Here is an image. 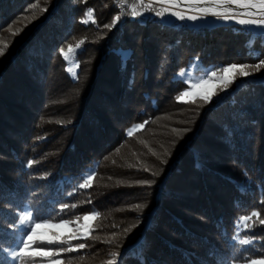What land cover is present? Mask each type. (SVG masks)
Segmentation results:
<instances>
[{"label": "trees", "instance_id": "trees-1", "mask_svg": "<svg viewBox=\"0 0 264 264\" xmlns=\"http://www.w3.org/2000/svg\"><path fill=\"white\" fill-rule=\"evenodd\" d=\"M135 4L133 17L114 0H0V264H11L25 209L52 223L99 213L87 238L71 241L83 249L27 264L264 259V67L237 74L210 103L177 100L182 70L259 63L264 32L162 21L154 5ZM88 8L95 23L81 22Z\"/></svg>", "mask_w": 264, "mask_h": 264}, {"label": "snow or ice", "instance_id": "snow-or-ice-1", "mask_svg": "<svg viewBox=\"0 0 264 264\" xmlns=\"http://www.w3.org/2000/svg\"><path fill=\"white\" fill-rule=\"evenodd\" d=\"M160 5L159 10L155 11V15L162 16L165 13L170 14L171 16H175L178 20H190L196 21L198 19H203L206 16H213L218 20H235L236 23L240 25H255L259 28L264 29V0H186V3L181 4V0H157ZM235 6L232 7V6ZM140 6L146 8L148 11H153L154 8L152 6V0H148L145 4L144 0H140ZM120 7L123 9L124 5L121 0ZM181 9V10H177ZM236 9H243V12H237ZM251 9H256V11H250ZM93 9L88 8L86 10V16L88 19L82 20V23H88L89 20L92 23H95V19H93ZM141 13L137 10V5L135 3L131 6V15L133 17L140 15ZM121 16L116 15L112 21L111 25L105 24L104 27L109 28L115 26L116 23L120 20ZM9 31L11 29L9 28ZM16 33H13L15 35ZM84 41L81 40L80 44ZM80 44H77L76 47L79 48ZM7 45H5V48ZM68 52H73V48L71 45L68 47ZM61 53L65 56V59H68L67 53L64 52V49H61ZM4 55V50L0 49V56ZM262 67H264V59L260 60L259 63L256 64H230L228 66H223L219 69H214L210 73H208L204 78H201L196 81H189V88L188 90L182 92L179 96H177L178 101H183L185 103L189 102L185 100V97H192L191 103L196 102V94L195 89L197 88H204L209 83L213 82L215 78L218 81V91L213 90L211 93L202 94L199 96V99L203 100L205 103H210L212 98L219 94V91H227V89L231 86L232 83L235 82L237 78V74L241 78H247L253 75V72L259 71ZM231 73L232 75L229 77L226 74ZM181 77H184L186 73L182 70L180 73ZM136 127H143V125H139ZM136 127L131 129L128 132V135L131 136L132 133L136 130ZM33 161H29L28 165L31 167ZM92 179V174H89L85 178V183H81L79 185L80 188H84L87 183H90ZM143 183H148L150 186V182L144 181ZM264 202V201H262ZM69 207V205H62L61 210L64 208ZM72 208H75L76 205H71ZM140 207V205H137ZM92 217L98 216L99 213H91ZM252 216H258V212L253 211L251 216H243L240 218L237 227L247 226L244 224L245 221L251 219ZM89 215H85L84 219H89ZM76 219H80V217H76ZM19 222L21 225H27V229L25 232V238L21 241V246L17 249H13L8 252V255L12 257L13 262L16 260H20V264H27L26 257H50L56 256L59 257L61 253L64 252H72L77 249H83L85 247L84 244L79 245H72L71 241L77 240L81 238L79 232H75L72 235H69L67 239L61 238L58 234L53 233L51 236L44 237L40 236L37 233V229L41 227H56L57 225L52 223V217H39L33 214L31 210L25 209L23 210V215L19 217ZM72 221L70 219H62L60 224L61 225H68ZM261 223L264 224V220H261ZM127 231V229H126ZM89 232L87 230L83 233V238H87ZM235 239V237H234ZM239 244L241 246H247L253 243L252 239H239ZM36 244H60V245H67V247H60L58 249H47L44 247H33ZM113 258L117 255L113 253ZM243 264H257V260L253 259L252 257H241ZM33 264L35 261L33 260ZM51 264H61L59 259L53 260ZM108 264H112L110 260ZM221 264H226V262L222 261ZM232 264H238L236 258H233ZM261 264H264V260L261 261Z\"/></svg>", "mask_w": 264, "mask_h": 264}, {"label": "rangeland", "instance_id": "rangeland-1", "mask_svg": "<svg viewBox=\"0 0 264 264\" xmlns=\"http://www.w3.org/2000/svg\"><path fill=\"white\" fill-rule=\"evenodd\" d=\"M181 4H184V3H181ZM177 10L179 11L181 9H177ZM161 19H162V21H166V17H164V16H162ZM199 20L203 21V22H207V21L218 20V19H216L213 16H206L203 19H199ZM255 27L260 32H264V29L259 28L257 26H255ZM211 71H212V69L208 70L203 75H197V74H194L192 70H190V71L186 72V75L183 77V79L188 84V88H189V81H193L194 82L196 80L204 78ZM226 75L230 77L232 74L228 73ZM217 87H218V81H216L215 78H214L213 82L209 83L206 87L197 88V89L194 90L195 94H196V98H199V96L202 95V94L211 93ZM191 99H192V97H185V100H191ZM21 215H23V213ZM89 216H90V218L87 219V220L83 219V221H73V222L69 223L66 226L61 225L60 223H53V224H55L57 226L56 227H41V228L37 229V233H38V235L44 236V237L51 236L53 233H56L60 237H63V236L72 235L75 232H79L81 237H83V233H84L85 230L90 232V227H91V223H92L93 217L91 215H89ZM26 229H27V225H21L20 222L18 223L17 230L19 231L20 234L18 236V241L16 243L17 248H19L21 246V241L25 238ZM17 248H15V249H17ZM37 257H39V256H37ZM31 258H33V257H31ZM262 260H264V259L257 260V264H261ZM18 262H19V260H16V261L13 262V259L11 257V264H18ZM35 264H51V262H37Z\"/></svg>", "mask_w": 264, "mask_h": 264}, {"label": "built area", "instance_id": "built-area-1", "mask_svg": "<svg viewBox=\"0 0 264 264\" xmlns=\"http://www.w3.org/2000/svg\"><path fill=\"white\" fill-rule=\"evenodd\" d=\"M120 2H121V0H120ZM122 2H123V5H124V7H123L124 11H126V10H130L131 9V6H132L133 3L140 2V0H122ZM147 2H148V0H144V3H147ZM152 5H154L157 8V10H159L160 5L157 2V0H152Z\"/></svg>", "mask_w": 264, "mask_h": 264}, {"label": "bare ground", "instance_id": "bare-ground-1", "mask_svg": "<svg viewBox=\"0 0 264 264\" xmlns=\"http://www.w3.org/2000/svg\"><path fill=\"white\" fill-rule=\"evenodd\" d=\"M181 3H186V0H181ZM114 5L122 12H124V8L122 9L120 7V0H114ZM232 7L235 8V6L233 5ZM237 12H243L244 10L243 9H236ZM250 11H256V9H251Z\"/></svg>", "mask_w": 264, "mask_h": 264}]
</instances>
